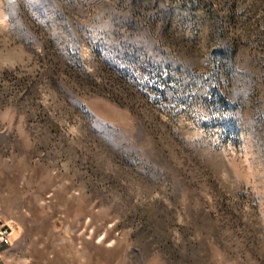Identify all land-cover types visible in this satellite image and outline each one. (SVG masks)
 Masks as SVG:
<instances>
[{
	"label": "rangeland",
	"instance_id": "1",
	"mask_svg": "<svg viewBox=\"0 0 264 264\" xmlns=\"http://www.w3.org/2000/svg\"><path fill=\"white\" fill-rule=\"evenodd\" d=\"M7 264H264V0H0Z\"/></svg>",
	"mask_w": 264,
	"mask_h": 264
},
{
	"label": "built area",
	"instance_id": "2",
	"mask_svg": "<svg viewBox=\"0 0 264 264\" xmlns=\"http://www.w3.org/2000/svg\"><path fill=\"white\" fill-rule=\"evenodd\" d=\"M4 233V235L0 234V251L9 248L11 246V242L9 240V235H10V231L11 229H9L8 231L5 230V227L0 223V233Z\"/></svg>",
	"mask_w": 264,
	"mask_h": 264
},
{
	"label": "crops",
	"instance_id": "3",
	"mask_svg": "<svg viewBox=\"0 0 264 264\" xmlns=\"http://www.w3.org/2000/svg\"><path fill=\"white\" fill-rule=\"evenodd\" d=\"M1 235H4V233H2V231H1V233H0ZM1 252V251H0ZM0 264H7L1 257H0Z\"/></svg>",
	"mask_w": 264,
	"mask_h": 264
},
{
	"label": "water",
	"instance_id": "4",
	"mask_svg": "<svg viewBox=\"0 0 264 264\" xmlns=\"http://www.w3.org/2000/svg\"><path fill=\"white\" fill-rule=\"evenodd\" d=\"M5 230L7 231L6 227H5Z\"/></svg>",
	"mask_w": 264,
	"mask_h": 264
}]
</instances>
